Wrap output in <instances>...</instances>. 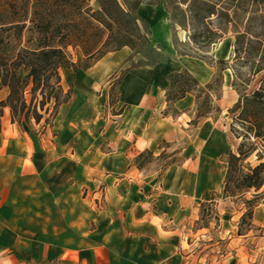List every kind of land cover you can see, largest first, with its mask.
Returning <instances> with one entry per match:
<instances>
[{"label": "rangeland", "instance_id": "rangeland-1", "mask_svg": "<svg viewBox=\"0 0 264 264\" xmlns=\"http://www.w3.org/2000/svg\"><path fill=\"white\" fill-rule=\"evenodd\" d=\"M146 1L159 4L154 8L142 6L137 14L150 33L153 51L139 48L138 55L123 54L129 55L126 61L130 63L122 64L110 75H101L97 68L76 74L63 70L62 87L65 94L72 93L73 100L59 111L45 136L44 122L39 127L33 124L32 130L23 125L21 132L16 129L8 133V126L0 124V264H24V201L45 200L49 217L59 211L65 219L73 214L72 206H80L83 219L99 215L122 219L139 210L138 198L161 232L170 228L175 233L176 264H264V199L255 212L254 231L243 238L237 237L242 208L223 199L227 172L224 161L236 154L240 145L231 133L233 117L229 112L240 97L257 91L264 80V73L253 76V66L258 65L257 56L262 51L258 43L264 47V13L255 14L251 3L237 10V3L231 0ZM195 1L197 6H193ZM91 7L98 8L96 2ZM167 35L173 48L175 45L180 54L193 58L187 59V69L202 87L211 82L216 71L204 67L206 72L198 75V69L189 65L202 60L218 70L227 69L222 75V98L217 103L222 114L197 129L188 127L191 119L187 115L184 140L167 147L160 144L153 150L155 159L163 153L172 157L182 152L170 161L178 165L162 170L164 164L156 162L134 174L130 167L135 166V143H127L116 124L136 123L131 114L137 109L136 95L151 104L145 108L143 120L153 119L154 115L158 119L162 95L159 88H146L133 77L126 78L120 87L118 81L133 67L151 66L159 60L162 64H179L176 57L169 55L171 47L162 46ZM239 36H245L247 53L242 52L237 63L234 46ZM73 60L80 61L77 54ZM219 62L227 66L217 67ZM20 77L23 79L25 74L21 72ZM121 113L122 117H115ZM1 118L0 123H9L3 115ZM109 138H117L112 148L106 143ZM211 141L218 151L210 152ZM255 162L250 161L253 165ZM171 173H176V179L169 185ZM186 179L187 188L185 185L183 189ZM163 196H167L170 206L179 207L172 225L163 223V214L155 205ZM204 204L213 205L219 222L212 221L209 230L197 231ZM87 230L93 231V224L87 225ZM84 231L81 229L79 235L83 240L87 236ZM162 237L167 236L161 233L160 247L166 244ZM84 241L80 247L86 251ZM96 242L99 246L98 239ZM50 264L62 263L53 259Z\"/></svg>", "mask_w": 264, "mask_h": 264}, {"label": "trees", "instance_id": "trees-1", "mask_svg": "<svg viewBox=\"0 0 264 264\" xmlns=\"http://www.w3.org/2000/svg\"><path fill=\"white\" fill-rule=\"evenodd\" d=\"M231 1L237 3V10L251 3L255 14L264 13V0ZM93 2L97 10L91 7ZM197 3L195 1L193 6ZM142 6L154 8L159 4L146 0H0V82L9 92L6 101L0 104V118L3 110L8 109L12 125L21 129L25 125L32 130L33 124L39 127L44 122L42 136H45L59 111L73 100L72 93L65 94L62 87L63 70L73 74L88 72L108 55L125 49L136 55L139 48L151 50L150 33L137 16ZM209 15L215 16L214 13ZM244 40L245 36L236 39L234 57L237 63H240L242 52L247 53ZM258 44L262 51L257 56L258 65L253 66V76L264 73V47ZM174 48L179 58H190L180 54L175 45ZM76 54L80 61L74 63L73 55ZM200 62L216 71L211 82L202 87L188 72L174 73L167 78L169 88L165 97L166 113L172 118L178 116L174 110L178 102L188 96L195 98L196 106L189 124L193 129L214 116H221L217 103L222 98V75L227 71ZM160 64L159 60L151 66L131 68L123 73L118 87L131 71ZM216 65L224 68L227 63ZM21 72L25 74L23 79ZM236 79L239 80L237 76ZM229 115L233 117L231 133L240 145L236 154H230L224 161L227 172L223 199L242 208L237 237L243 238L254 231L255 212L264 199V80L257 91L240 97ZM180 154L169 157L163 153L155 159L154 153L146 151L136 158L134 165L142 173L146 167L162 162L164 165L160 168L166 170L178 165L170 161ZM252 159L256 160L255 165L250 163ZM212 221L219 222L215 208L202 205L197 231L209 230Z\"/></svg>", "mask_w": 264, "mask_h": 264}, {"label": "crops", "instance_id": "crops-1", "mask_svg": "<svg viewBox=\"0 0 264 264\" xmlns=\"http://www.w3.org/2000/svg\"><path fill=\"white\" fill-rule=\"evenodd\" d=\"M171 44V37L169 35L165 36L162 46L171 47L172 52H169V55L176 57L180 62L179 64H160L152 68L134 70L125 77V79L129 78V80L132 77L141 80L146 88H159L162 95L158 119L154 115L153 119L143 120V112L151 104L150 101H143V96L139 97L136 95L135 104H137V109L131 112L132 117L136 119V123L116 124L119 133L123 135L122 137L126 136L127 143L131 141L135 143V148L133 149L134 161L146 151L154 153L153 150L159 149L160 144L175 145L183 141L187 133V115L191 119L195 110L196 100L193 96H188L174 106V110L178 114L176 118H172L166 113L167 104L165 97L169 88L168 76L185 71L198 81L187 69V59H192L174 56L176 52ZM123 54L130 55L131 52L125 49L119 53L108 55L97 63L93 69L97 68L101 75H110L122 64H128L126 59L129 55ZM196 62L198 64L189 66H192L195 71L198 69V72H196L198 75L206 72L204 67L208 66L202 62ZM8 95L9 92L2 88L0 82V104L6 101ZM124 109L125 107H123V111H125ZM3 117H5V121H9V123H0L3 126H8V128H5L7 133L9 131L14 132L16 129L20 132L22 131L23 128L12 125L8 109L3 110ZM119 117H122V115ZM1 120L2 118H0ZM140 120H143V122L139 123ZM112 128L109 127V130H112ZM2 133H4V129ZM116 141L117 138H109L106 143H109L112 148ZM130 170L134 174L141 173L135 166L130 167ZM175 179L176 173H171L168 178V184L172 185ZM185 185L187 188V179L184 182L183 189ZM167 199V196H163L161 201L155 205H159L158 208L163 214V223L167 221V224L172 225L179 207L176 205L170 206ZM144 200L145 202L148 201L146 198ZM24 202L26 209L23 224L24 264H50L53 259L59 260L62 264H176L175 233L170 228L166 232H161L159 226L155 225V218L146 215V210L143 207L144 203L139 198L137 200L141 204L138 207L139 210L122 219L119 216L112 217L107 215H99L94 218L91 216L83 219L80 217V206H72L74 210L71 213L73 214L65 216V219L60 216L59 211L54 212L53 216L49 217L45 200L29 199ZM157 221L160 220L157 219ZM91 224H93L94 230L88 231L87 225L90 226ZM81 229L82 231L85 230L87 234L86 239H84L87 243L86 251L80 247L85 243L79 236ZM161 233L167 236L165 238L162 237L166 243L162 247L159 246ZM97 239L100 243L99 246H97ZM109 245H111L110 248Z\"/></svg>", "mask_w": 264, "mask_h": 264}, {"label": "bare ground", "instance_id": "bare-ground-1", "mask_svg": "<svg viewBox=\"0 0 264 264\" xmlns=\"http://www.w3.org/2000/svg\"><path fill=\"white\" fill-rule=\"evenodd\" d=\"M209 148H210V152H212L213 150H217L218 151V148H217V145L215 144V142L211 141L209 143Z\"/></svg>", "mask_w": 264, "mask_h": 264}]
</instances>
